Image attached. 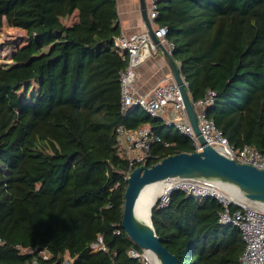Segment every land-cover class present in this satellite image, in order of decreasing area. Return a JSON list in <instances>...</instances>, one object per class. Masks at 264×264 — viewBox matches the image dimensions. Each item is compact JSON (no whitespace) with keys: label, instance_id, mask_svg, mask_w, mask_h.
Segmentation results:
<instances>
[{"label":"trees","instance_id":"trees-1","mask_svg":"<svg viewBox=\"0 0 264 264\" xmlns=\"http://www.w3.org/2000/svg\"><path fill=\"white\" fill-rule=\"evenodd\" d=\"M117 6L0 0V32L25 19L30 45L25 62L0 65V264H147L129 256L143 251L121 227L131 172L118 129L148 127L160 138L149 167L195 150L163 119L122 112L129 59L114 45ZM158 12L191 98L215 91L207 117L236 149L263 152L264 0H160ZM223 210L213 198L174 191L167 207L154 208L153 225L179 264H239L245 242L220 224ZM100 235L107 251L93 252Z\"/></svg>","mask_w":264,"mask_h":264},{"label":"built area","instance_id":"built-area-1","mask_svg":"<svg viewBox=\"0 0 264 264\" xmlns=\"http://www.w3.org/2000/svg\"><path fill=\"white\" fill-rule=\"evenodd\" d=\"M160 0H147L149 19L154 27L155 36L163 43L170 54L174 50L173 43L167 40L168 28L155 24L158 17V2ZM117 52L123 57H128L129 65L121 74L122 86V112L127 114L130 110L140 108L152 118H161L168 127L176 128L181 134L189 137L194 146V152L203 150L196 136L184 105L183 97L178 85L171 77L158 85L151 94L142 95L136 87V75L138 67L149 59L156 51V45L148 35L144 33L126 35L121 34L114 42ZM127 53L124 56V53ZM179 65V64H178ZM186 82V81H185ZM186 86L188 84L186 82ZM216 92L207 91L205 97L199 101L192 99L196 110L198 125L201 135L208 146L213 147L220 154L236 160L238 163L254 166L264 170V151L261 152L250 146L236 149L232 146L223 132L220 131L214 121L207 117V110L215 104ZM119 141L123 146V153L129 159V172H133L136 165H147L152 158L151 147L154 141L160 138L153 135L148 127L127 131L125 128L118 129ZM138 166V167H139ZM130 173L126 176L128 179ZM166 193L160 196L157 205L165 208L170 203V195L174 191H183L189 197L197 199L213 198L222 204L224 210L220 214L219 222L222 226L232 225L239 229L245 242L239 264H264V205L259 203H245L226 191L223 184L218 181L198 179H178L171 181ZM119 233V232H118ZM93 252L107 251L103 236H98L91 245ZM132 258H143L136 249L128 252ZM48 259V255L44 256ZM26 264H40L33 260ZM64 264H71L66 261Z\"/></svg>","mask_w":264,"mask_h":264},{"label":"water","instance_id":"water-1","mask_svg":"<svg viewBox=\"0 0 264 264\" xmlns=\"http://www.w3.org/2000/svg\"><path fill=\"white\" fill-rule=\"evenodd\" d=\"M139 3L141 18L145 23L148 35L162 54L171 77L180 89L190 124L203 150L171 155L150 167L141 165L134 169L127 179L128 186L125 193L121 227L132 242L143 251V259L145 253L151 252L160 264H179L178 258L162 244L153 225V210L160 197L150 208L149 222H142L138 219L136 207L141 193L147 187L165 181L178 179L211 180L234 186L242 191L247 201L264 205V170L238 163L207 145L201 135L196 110L185 79L181 74L180 66L169 53L167 47L155 36L154 27L149 19L146 0H139ZM126 55L125 52L124 56Z\"/></svg>","mask_w":264,"mask_h":264},{"label":"crops","instance_id":"crops-1","mask_svg":"<svg viewBox=\"0 0 264 264\" xmlns=\"http://www.w3.org/2000/svg\"><path fill=\"white\" fill-rule=\"evenodd\" d=\"M117 7L122 34L133 35L146 31L139 0H118ZM136 78V87L142 95L151 94L164 80L171 78L169 68L159 51L138 67Z\"/></svg>","mask_w":264,"mask_h":264},{"label":"rangeland","instance_id":"rangeland-1","mask_svg":"<svg viewBox=\"0 0 264 264\" xmlns=\"http://www.w3.org/2000/svg\"><path fill=\"white\" fill-rule=\"evenodd\" d=\"M76 21V14L67 19L69 25ZM25 19H16L11 25L5 24L0 32V65L25 62L30 56V45ZM176 130V128H174ZM145 260V259H144ZM146 261V260H145Z\"/></svg>","mask_w":264,"mask_h":264},{"label":"bare ground","instance_id":"bare-ground-1","mask_svg":"<svg viewBox=\"0 0 264 264\" xmlns=\"http://www.w3.org/2000/svg\"><path fill=\"white\" fill-rule=\"evenodd\" d=\"M171 184H172L171 181H165L159 184L151 185L141 193L136 207V215L139 220L146 223L149 222L151 206L156 202V200L161 195L167 192L168 187ZM223 187L226 189L227 192L232 194L234 197L240 199L242 202L250 203L249 201L246 200L240 189L225 184H223ZM144 259L148 262V264H160L156 256L151 252L145 253Z\"/></svg>","mask_w":264,"mask_h":264}]
</instances>
